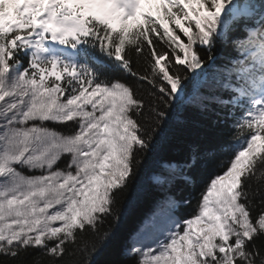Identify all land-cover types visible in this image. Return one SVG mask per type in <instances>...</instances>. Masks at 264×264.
I'll list each match as a JSON object with an SVG mask.
<instances>
[{"label": "snow or ice", "instance_id": "snow-or-ice-1", "mask_svg": "<svg viewBox=\"0 0 264 264\" xmlns=\"http://www.w3.org/2000/svg\"><path fill=\"white\" fill-rule=\"evenodd\" d=\"M185 102L231 120L230 154L207 159L189 218L164 197L127 254L264 264V0H0V264H98L100 225Z\"/></svg>", "mask_w": 264, "mask_h": 264}, {"label": "trees", "instance_id": "trees-1", "mask_svg": "<svg viewBox=\"0 0 264 264\" xmlns=\"http://www.w3.org/2000/svg\"><path fill=\"white\" fill-rule=\"evenodd\" d=\"M228 53L235 56L230 45L227 49L217 50V66L227 63ZM212 108L215 109V105ZM167 111L169 115L154 138L153 147L144 155L127 190L118 197L116 219L109 217L100 225L101 233L111 231L115 238L103 249L98 264H132L127 249L133 244L142 221L156 211L164 197H178V193L183 191L184 180L179 177L163 187L153 182L152 177L160 172L162 162H181L193 154L199 160L197 166L186 168L193 179L185 194L178 197L182 202L175 210L180 217L187 218L195 212L204 189V177L209 171L207 159L219 160L230 154L221 149L226 144L231 146L228 141L231 120L225 124L219 111H198L195 107H189L187 102L174 103Z\"/></svg>", "mask_w": 264, "mask_h": 264}, {"label": "rangeland", "instance_id": "rangeland-1", "mask_svg": "<svg viewBox=\"0 0 264 264\" xmlns=\"http://www.w3.org/2000/svg\"><path fill=\"white\" fill-rule=\"evenodd\" d=\"M61 166L63 167V164H62ZM152 179H154V176L152 177ZM153 213H154V212H153ZM153 213H152V214H153ZM152 214H151V215H152ZM151 215H150V216H151ZM177 220H183V219H177ZM137 239H138V236H137ZM134 243H135V242H134Z\"/></svg>", "mask_w": 264, "mask_h": 264}]
</instances>
